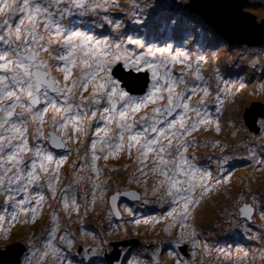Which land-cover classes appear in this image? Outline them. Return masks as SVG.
I'll use <instances>...</instances> for the list:
<instances>
[{
  "label": "snow or ice",
  "instance_id": "obj_1",
  "mask_svg": "<svg viewBox=\"0 0 264 264\" xmlns=\"http://www.w3.org/2000/svg\"><path fill=\"white\" fill-rule=\"evenodd\" d=\"M110 9H119L135 24L145 23L136 15V5L119 0H0V241L12 239V227L5 228V223L35 226L47 205L52 211L39 240L22 237L29 251L25 264H74L68 253L78 234L93 238V244L80 249L91 264L106 241L97 242L95 233L83 227V218L100 204L111 225L122 219L121 197H127L143 204L167 203L170 210L164 216L143 222L165 219L161 231L172 239L152 241L156 246L144 249L145 256L137 254L123 264H162L164 254L173 257L172 264H205L213 252L231 257L230 250L202 239L195 213L206 198L231 183L222 169L233 159L226 149L234 146L200 140L194 133L203 128L219 135L223 106L234 103L245 84L225 80L217 67L213 91V76L201 71L207 63L204 55L193 60L172 44L148 45L126 34L123 18ZM83 18L89 20L88 30ZM106 27L108 34L94 33ZM228 123L236 127L233 118ZM260 126L264 128V119ZM200 147L219 150L211 158L216 176L196 163ZM235 147H245L250 165L264 171V144L257 148L241 140ZM73 153L75 159L62 170ZM121 154L132 164L123 165L127 176L113 188L111 173L121 169L107 162ZM254 182L229 197L233 211L228 218H239L237 226L260 242L264 260V231L253 235L252 228L257 215L264 222V188L253 189ZM124 211L134 217L126 205ZM73 215L81 219L73 221ZM141 222L134 219L137 225ZM73 223L80 225L76 231L71 230ZM184 245L188 252L182 255ZM236 251L249 256L239 246ZM240 261L237 255L230 264Z\"/></svg>",
  "mask_w": 264,
  "mask_h": 264
},
{
  "label": "rangeland",
  "instance_id": "obj_2",
  "mask_svg": "<svg viewBox=\"0 0 264 264\" xmlns=\"http://www.w3.org/2000/svg\"><path fill=\"white\" fill-rule=\"evenodd\" d=\"M188 1L189 0H119V3L121 5L134 4L137 6L136 15L145 21L143 25L135 24L132 19H129L128 16L124 15V13H121L119 9H110L109 11L113 16L123 18L124 31L126 34L142 39L148 45L154 44L159 47H164L166 44H172L174 50L178 48L187 52L193 60L196 59L198 54L204 55L207 59V63L203 65L201 71L205 75L213 76V80L211 81V87L213 91L215 90L216 83L214 79V69L217 67L219 68V70L221 69L220 59L222 60L228 57L230 54L239 56L243 53L245 58L243 59L242 64H240L238 67H223L227 78L232 81V84H235L238 81H242L245 84V87L240 89V91L237 93L234 103H226L223 106V115L221 116L222 132L218 135L214 129L206 132L202 128L198 132L194 133V136H196L200 140H203L207 137L213 140L226 141L228 144L232 142V146L234 147H229L228 149H226V151L233 153V159L230 161L229 165H226L224 169H222V172H226L230 176L231 183L222 185L218 193H212L210 195V198L207 199L209 201L208 204L214 206L217 209V212L221 213L219 217V223H225L229 226H221V228L219 229L220 232L227 233L229 231H235L237 233L234 239H236V237L238 236H242L243 239L247 237L248 239L245 241L246 244L239 240H231L226 244H219L218 246L212 241H208L209 244L214 247L223 248L226 251H229L231 249L230 251L232 252V255L229 258H225L224 255H220V257L216 258V260L213 261L212 258L217 255V253L213 252L209 256L205 257L204 261L205 264H230V261H234L233 256L236 254L241 257L240 264H253L252 261H254V255L261 263L260 242L258 240L249 239L248 234L237 226L239 218L232 221L229 220L228 216L226 220H223V218L225 217L226 210H229L230 212L233 211L232 207L224 206L225 199L231 196L235 197L238 192L246 188L251 180L255 181L251 185L253 189L264 188V171L255 170L253 166L250 165V162L246 159L247 153L245 147H235L237 141L241 140H243L246 145H254L257 148H259L261 144H264V133H262V135L260 136H253L250 131H248L247 124H245L243 119V113L249 105L259 101L264 104V73L261 72V69L264 68V44H228L225 40L219 38L212 31L210 32L209 29H212V27L209 26L206 22L202 21L201 17L197 13H192L185 8V5L188 3ZM235 3L236 6L239 4V2L236 0ZM241 11L250 14L249 17L243 14L240 15L242 20L246 24V31L242 34L241 37H245L247 39L255 38L256 34L252 30H250V26L254 23L259 24L263 22L264 0H246V4L243 5ZM83 21L84 30H88V18H83ZM110 31L111 30L107 27L104 29H94V33L98 36L101 33L108 34ZM260 31L264 33L262 29H260ZM131 47L135 48L136 46L133 45ZM255 59L257 60V62H255ZM253 65L255 67H253ZM179 67L180 66L176 67L177 71H179ZM197 99H199L198 96L193 97V101ZM208 99L211 101L214 98L210 96ZM239 104H241L240 109L239 112L236 113L235 111L237 110ZM229 118H233L236 121L235 128L229 125ZM231 132H234L235 134L233 135ZM200 149L201 148H198L196 150V153L200 155L197 156L196 163L203 167L202 164L204 162V157H201L202 154L200 153ZM190 152L192 153V149L189 150V153ZM203 152L205 154H208L207 160H210L212 156L220 155L218 149L213 151L210 147H205ZM243 154H245L244 160L242 159ZM134 155L135 151H133V156ZM74 159L75 153L72 154L68 161V164H65L64 169L62 170L68 169V165L71 164ZM98 163L100 165H103L105 162L101 160ZM125 164H132V161L127 158L126 154H121V156L117 159H109V166H115L121 169L119 172L111 173V176L114 178L113 181H110V183L113 184V188L115 184L122 183L127 176V173L123 170V165ZM106 174L108 173L106 172ZM150 181L151 179H149L148 183ZM64 183H67V180H65ZM126 187L135 189V185H126ZM225 193H228L229 195L226 196ZM152 202V205L151 201L148 204H141L139 206H132V203L126 204V206L131 208L133 210V213H135L133 217V223L134 219H139L143 222L144 220H147L149 218V216H146L147 214L145 213H138L136 211L137 207H139V211L141 212H149L152 207L157 208L159 212L162 210L159 208L160 203L155 202V200H152ZM55 203L56 202L53 201V204ZM51 211L52 209L47 205L44 206V212L48 216ZM81 212H83V209H81ZM157 212L158 211L153 212L151 213V215L156 214ZM63 215L64 213L61 214V216ZM89 216L84 217L85 221H83V227L86 230L95 233L96 237L98 238L97 242L99 240H104L107 243L110 239V228L106 223V218L101 221H97V223H99V228L96 230L91 227L89 223ZM72 218L74 219V221L81 219L76 215H73ZM214 218V215H209L205 219L204 223L210 225L211 222H213L215 224ZM255 220L256 222L252 225V228L254 229L253 235H256L258 232L264 231V222H261L259 220L258 215L255 217ZM142 222L140 224H142ZM47 224L48 219H46V226ZM231 224L235 225V227L231 226ZM117 225L119 224H116L115 228H117ZM46 226L42 229V231L46 228ZM79 227L80 225H75L72 231H76ZM133 228L137 233L138 228ZM154 228H156V226ZM105 229L108 230L107 233L104 231ZM158 229H160L159 223ZM63 231L64 230L61 229V234L63 233ZM146 231L148 238H155L154 234L150 236L151 232L149 228H146ZM154 232L156 233L157 230H155ZM120 233L121 226L119 227V231H117V234ZM24 236L25 235L17 237L14 239V241H23L22 237ZM231 238L233 237L230 236L229 239ZM169 239H172V237ZM214 240L215 238L213 237V241ZM76 242H93V238L92 236L87 234H78L76 236ZM237 246H239L243 250L249 251V256L245 258L243 257L242 252L238 253L236 251ZM27 256H29V252L27 253ZM68 256L73 261L75 260V258L70 255V252L68 253ZM200 259L201 257L197 255L195 261L199 262Z\"/></svg>",
  "mask_w": 264,
  "mask_h": 264
},
{
  "label": "flooded vegetation",
  "instance_id": "obj_3",
  "mask_svg": "<svg viewBox=\"0 0 264 264\" xmlns=\"http://www.w3.org/2000/svg\"><path fill=\"white\" fill-rule=\"evenodd\" d=\"M244 155L245 154L242 155L243 160L245 159ZM70 157H69V159H70ZM202 166L208 167L209 170H211L213 172L214 176L217 175L216 164H215L214 159H210V160L206 159L204 161V163L202 164ZM151 182H152V180L149 183H151ZM136 190L140 191L139 189H136ZM111 194L112 193L110 192L109 196ZM228 199H231V198H227L225 200L227 201ZM205 200H207V202H209L207 198ZM135 202L136 201H133L130 198L121 197L120 208L122 211V219H120L118 221L113 220L111 225L108 222V217L106 216L107 209L104 208V206L101 207V208H104V210L100 213L97 212L98 207H100L99 204L97 205V208L95 211L89 213V215H90V216L88 215L89 216V223L93 229L97 230L99 228V223H97V221H101L104 218H106V223H107L108 227L110 228L109 233H112L116 230V228H115L116 224H119L121 226V233L117 234V231H116V233L114 235L113 234L109 235L110 239L104 245L101 252L98 255L91 257V264H123V262L125 261L126 258L131 260L133 258V256H135L137 254H139L141 257H143L146 255V253L144 252V249L153 248L156 246L155 244L151 243L153 240L148 238L147 231H146V228H149V230L151 232V229L153 228V223H142V224L137 225V224L133 223V217L129 216L127 214V212L124 211V207L126 204L132 203L134 205ZM200 206L198 207V209L200 208ZM159 208L162 210L159 212L158 217L164 216L166 214V212L168 210H170L167 203L164 207L159 206ZM198 209H197V211H198ZM197 211L195 213V224L196 225H197V222L199 221V219L197 217L198 216ZM228 212H230V211L226 210V213H225L226 215L223 218V220H226V218L228 216ZM62 213L63 212H61V214ZM218 213H219V216H217L215 213L209 214V215L215 216V218H214L215 224L213 222H211L210 225H208L207 223H204L205 219L209 215L203 217L201 219L202 224L197 225L198 232H200L199 229L201 228V226L213 227V228L215 227V228H217L218 231L221 228V226L229 227L225 223H223V224L219 223V217H220L221 213L220 212H218ZM48 218H49V216L44 212L43 219L39 220L35 224V226L20 225V224L12 225V222L10 220L7 223H5L4 224L5 228H8L9 226L12 227V239L9 241H0V253H2V256L0 257V259H2V262L7 261L8 264H14L16 261L17 264H25V258L27 256V253L29 252L27 245L23 241H20V240L14 241V239L17 237L23 236V235H30L34 241H38L40 236H41L42 229L46 226V219H48ZM72 220L74 221L73 218H72ZM83 221H85V218ZM165 223H166L165 219L160 220V222H159L160 229H158V223H156L157 232H156V239L154 241H165L166 242V241L170 240L169 238H171V236L164 234L161 231V229L165 226ZM232 224H231V226H232ZM75 225H77V224L73 223V225L71 226V230L74 229ZM133 227L138 228L137 233ZM125 229L127 230V235H125ZM204 240H207L209 242L212 241L213 243L218 245V243L213 241V238L211 239L210 235H208L206 238H204ZM231 240H239V239H234V238L229 239L228 238V239L224 240V242L227 243L228 241H231ZM246 240L241 239L239 241H242L244 244H246L245 243ZM91 243L93 244V242H91ZM226 243H224V244H226ZM149 244H151V245H149ZM41 246H42V243H41ZM86 246L87 245L84 244L83 242H76V245L71 249L70 255L73 258H75L74 264H80L81 261H83V264H89V259L84 256L83 251H80V249H82ZM162 247L166 250H171V246L168 245L167 243H164L162 245ZM183 247H184V253H182V255H184L185 253L188 252V246L184 245ZM236 257H237V255L235 254L233 256L234 260L236 259ZM160 259L162 261V264H172V261H173V257L169 256L167 254L162 255L160 257ZM253 259H254V261H252L253 264H264V260H261V258H260V260H261V263H260L257 260V257L255 255H254Z\"/></svg>",
  "mask_w": 264,
  "mask_h": 264
},
{
  "label": "water",
  "instance_id": "obj_4",
  "mask_svg": "<svg viewBox=\"0 0 264 264\" xmlns=\"http://www.w3.org/2000/svg\"><path fill=\"white\" fill-rule=\"evenodd\" d=\"M236 1L239 2L237 6L235 0H189L185 8L192 13H197L202 21L212 27L214 33L219 38H222L230 45L264 44V33L260 31V29L264 31V20L262 23H254L250 26V30L256 34L255 38L247 39L241 37L246 31V24L240 15L243 14L249 17L250 14L241 11L243 5L246 4V0ZM255 62H257L256 59ZM121 75L127 77V70H123ZM133 75L136 74L133 73ZM142 94L140 92L133 93V95ZM259 118L261 120L264 119V104L260 101L249 105L243 113V119L245 124H247V129L254 135L261 131V128L257 126ZM1 256L2 253H0ZM0 264H8V262H2V259H0ZM14 264H17V262L15 261Z\"/></svg>",
  "mask_w": 264,
  "mask_h": 264
},
{
  "label": "bare ground",
  "instance_id": "obj_5",
  "mask_svg": "<svg viewBox=\"0 0 264 264\" xmlns=\"http://www.w3.org/2000/svg\"><path fill=\"white\" fill-rule=\"evenodd\" d=\"M240 105L241 104H239L238 105V108H237V110L235 111L236 113H238L239 112V109H240ZM234 133V132H233ZM238 134V133H237ZM232 198H234L233 196H231ZM166 205V203H164L163 205L162 204H160L159 206L160 207H164ZM215 212V214L217 215V216H219V213L217 212V209L214 207V206H212V205H210V204H208V202H207V200H204L203 202H202V204H201V206H200V208L198 209V211H197V213H198V219H199V221L197 222V225H199V224H202V221H201V219L203 218V217H205V216H207V215H209L210 213H214ZM93 219V218H92ZM233 227H235V225H232ZM200 230V235H201V237H202V239H204V238H206L208 235H210L211 236V239L214 237L215 238V242L216 243H218V245L219 244H224V243H226V242H224V240H226V239H228L230 236H232L233 238H235V236H236V233L237 232H235V231H230V232H228V233H222V232H220V231H218L217 230V228H213V227H206V226H201V228L199 229ZM156 239V237L154 238V240ZM236 239H239V240H246L247 239V237L246 238H244L243 239V237L242 236H238V237H236ZM217 245V246H218ZM217 257H220V254H218L217 253V256H215L214 258H212V260L214 261V260H216V258ZM225 258H228V257H226V256H224Z\"/></svg>",
  "mask_w": 264,
  "mask_h": 264
},
{
  "label": "trees",
  "instance_id": "obj_6",
  "mask_svg": "<svg viewBox=\"0 0 264 264\" xmlns=\"http://www.w3.org/2000/svg\"><path fill=\"white\" fill-rule=\"evenodd\" d=\"M191 14V13H190ZM195 19V18H194ZM196 20V19H195ZM210 32L212 31L214 33V31L210 28L209 29ZM215 34V33H214ZM219 37V36H218ZM205 46H206V43H205ZM244 55L243 53L239 56H235V54H230L228 57L224 58V59H220L221 61V69L219 70L220 74L224 77L225 80L227 81H230L228 78H227V75L225 73V70L223 69V67H227V66H234V67H238L240 64H242L243 62V59H244ZM252 76V75H251ZM250 76V77H251ZM232 83V81H230ZM233 117V115H232ZM233 134V132H231ZM233 141V140H232ZM229 145H232V142L229 144ZM232 199H228L227 201L225 200L224 202V206H231L232 205ZM105 208V207H104ZM104 208H101V207H98L97 209V212H102L104 210ZM229 211V210H227ZM226 215V214H225Z\"/></svg>",
  "mask_w": 264,
  "mask_h": 264
},
{
  "label": "clouds",
  "instance_id": "obj_7",
  "mask_svg": "<svg viewBox=\"0 0 264 264\" xmlns=\"http://www.w3.org/2000/svg\"><path fill=\"white\" fill-rule=\"evenodd\" d=\"M213 30V29H212ZM260 121H261V119L259 118L258 119V123H257V126L258 127H260L261 128V126H260ZM249 131V130H248ZM253 136H260V135H262V133H264V128H261V131L258 133V134H256V135H254L252 132H250Z\"/></svg>",
  "mask_w": 264,
  "mask_h": 264
}]
</instances>
